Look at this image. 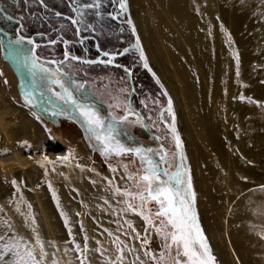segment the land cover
Returning a JSON list of instances; mask_svg holds the SVG:
<instances>
[{"label":"rangeland","instance_id":"obj_1","mask_svg":"<svg viewBox=\"0 0 264 264\" xmlns=\"http://www.w3.org/2000/svg\"><path fill=\"white\" fill-rule=\"evenodd\" d=\"M104 1L109 4L107 0H90L98 5L99 18L103 16L101 19L108 21L110 18ZM117 1L119 3L120 0ZM126 2L131 16L130 1ZM148 2L151 13H158L156 16L159 18L166 15L167 10L173 15L178 11L187 13L192 24L190 31L199 35L198 39L201 38L208 49L221 53L217 69L221 68L223 73L206 80L204 84L208 90V108L217 105L215 124L218 136L214 144L205 146V151H201V166L209 179L203 175L200 183L204 185L208 181V185L218 184L224 201L219 225L223 224L224 231L240 239L238 248L233 249L238 264H264V0ZM117 12L118 18L127 21L121 5ZM126 28L125 31L118 29L112 41L117 48L127 49L131 53L125 58L141 72L140 61L132 56L137 51L135 38L128 25ZM167 28L165 32L175 34L174 29ZM100 31L109 38V32L101 28ZM172 33L168 36L172 37ZM176 48L182 54V60L196 69L198 65L188 44L177 42ZM8 50L14 53L13 48L8 47ZM116 51L121 52L119 49ZM5 53L3 49L1 61L2 64H9L17 77L19 97L18 103L9 99L7 102L19 110H33L38 120L46 126L44 134L62 144L54 152L63 154L64 158L51 157L44 148L46 144L43 141L37 143L36 136L28 138L12 134L9 143L14 149H22L20 157L28 161V168L21 172L0 171V248L1 253L10 255L11 259L7 262L1 258L0 264H18L12 260L24 256L25 248L33 252L38 264H42V258L48 254L67 257L78 254L81 258L79 264H176L178 257L175 246L165 247L171 244L170 236L167 240L164 238L171 229L162 223L165 218L155 215L158 211L156 202L142 203L139 199L124 195L125 192L135 194L144 191L147 197V186L140 180L142 170L131 149L151 146L150 139L135 119L127 117L120 125L113 122L114 118L123 117L122 112L126 110L125 99L129 91L127 77L109 69L83 70L74 64H67L79 96L105 102L110 109L109 114L105 115L93 105L83 107L82 111L95 112L104 121V127L93 132L83 115L72 117L70 105L63 106L55 99L64 102L71 97L69 84L64 78L49 67L32 62V85L39 91L38 100L34 101L17 67L13 65L15 55L9 57ZM139 82L148 100L147 117L152 130L164 138L163 143L169 151L167 165L171 173L178 165V155L176 141L167 126L171 123L167 101L150 78L140 79ZM2 83L7 86L6 79H2ZM6 104L0 97V114L7 107ZM206 110L204 112L202 108L201 114H205ZM176 113L175 109L176 122H179ZM253 115L261 121L260 140L254 136L257 130L250 128ZM25 116L29 120L37 119L31 114L26 113ZM97 135L101 139L98 140ZM245 135L251 138L247 140ZM2 136L0 133V142ZM106 137L111 139L106 140ZM106 144H119L129 151L117 155L106 148ZM8 151L10 153L11 149L5 147L3 153L0 152L1 156H8ZM186 158L187 174L183 179H191L197 222L215 257V264H222L203 225L192 163L190 157ZM89 185L100 189L99 196ZM250 201L255 207L258 206V210L249 207ZM108 204H111L112 212L106 209ZM129 204L133 207L129 208ZM48 207L55 212V219L60 220L62 231L50 229L45 233L43 224L52 219L43 218L41 211ZM131 216L141 222L142 230ZM145 216L149 219L145 220ZM252 225L253 233L249 235L247 231ZM157 229L162 231L158 232ZM216 233H219L218 230ZM224 247L227 250L226 244ZM179 259L183 262L185 258L181 255ZM226 259H229L228 256Z\"/></svg>","mask_w":264,"mask_h":264},{"label":"bare ground","instance_id":"obj_2","mask_svg":"<svg viewBox=\"0 0 264 264\" xmlns=\"http://www.w3.org/2000/svg\"><path fill=\"white\" fill-rule=\"evenodd\" d=\"M129 1L131 17L142 41L150 65L154 68L168 89L174 102V110H177L179 116H177L179 119L177 125L184 143L185 152L187 153L186 156L190 157L189 160H191L192 163L199 195L200 213L206 233L222 264H238V258L234 255L233 249L238 248L239 238L237 239L236 235L232 232V234H230V232L224 231L223 224L219 225L224 201L222 194L219 192L220 190H218V184L211 183L208 185V181L204 185L200 183V179L202 180L203 175L209 179L207 174H205L206 170L201 166V162L203 161L201 151H205V146L214 144L218 136L215 124L217 105L215 108H213L212 105L208 108V90L206 86L204 87V84L206 80L209 81L212 77H218L223 73L221 68L219 70L217 69L220 64L221 53L218 50L212 51L208 49L203 41L200 40L201 38L198 39L197 36L199 35L193 34L190 31L192 24L187 13L178 11L173 15L166 9V15H160L159 18V16H156L158 13H151L148 0ZM167 27L174 29L175 34L168 31L172 33V37L168 36L169 33L165 32ZM177 42H183L184 45L188 44L190 53L194 55L198 65L196 69L187 61L182 60L181 57L183 56L178 48H176ZM197 42L200 43L198 44ZM220 49L222 50V48ZM1 59L2 44H0V97L5 104L8 99L13 100V103H18L19 97L16 89L18 79L10 65L2 64ZM2 79H6L7 86L2 83ZM6 106L2 114H0V133L3 135L2 141L0 142V152L3 153L5 147L11 149V152L9 153L8 151L9 155L6 157H2V153H0V171L7 170L12 172L13 170H17V172H21L26 171L25 169L28 168V161L20 157L22 149H14L11 143H9V141L12 140V134L15 133L18 134V137L21 135L28 138L36 136V142L39 143L43 141L46 144L44 148L49 151L51 157L59 160L64 158L63 154H56L54 152L56 149L61 148L62 144L59 140H56V138L54 140L50 138L48 134H44L46 126L42 121L40 122V120H38L33 110L29 108L19 110L8 102ZM202 108L203 111L204 109L208 110H206L207 112L203 115L200 112ZM26 113L29 115L31 114L32 117L37 119L29 120L25 116ZM251 121L250 128L253 130L255 128V130H257L258 133L255 132L256 135L254 136L260 140L262 138V133L260 131L261 121L255 115L252 116ZM245 137L247 140L251 138L248 135H245ZM90 189L94 190V193L99 196L98 190L100 189L92 186H90ZM226 191L228 192V190ZM217 192H219V194H217ZM252 201L248 203L249 207L254 208L253 210H258V206L255 207ZM110 205L111 204L106 205L108 211L112 210V206ZM41 212L43 218L52 219L51 221L47 220V222L43 224L45 233L50 232V229L62 231V224L59 219H55V212L53 209L48 207L45 208V211ZM51 216L54 217V220ZM131 217L138 223L140 230H142L141 222L136 217ZM216 230H218V234ZM252 233L253 225L247 231L249 235ZM224 244L229 247V250L228 247L227 250L225 249ZM1 249L2 248H0V255L2 254ZM2 255L0 259L5 258L7 262L11 260L10 255L4 256L5 253ZM225 255L228 256L229 259H226ZM19 259L14 258L12 261L18 263ZM41 261L42 264H79L81 258L78 254L69 257L63 256L62 254H48L46 257L42 258ZM86 264H88V262H86Z\"/></svg>","mask_w":264,"mask_h":264},{"label":"flooded vegetation","instance_id":"obj_3","mask_svg":"<svg viewBox=\"0 0 264 264\" xmlns=\"http://www.w3.org/2000/svg\"><path fill=\"white\" fill-rule=\"evenodd\" d=\"M107 1L109 4L104 2L107 4V15L110 19L107 18L108 21L105 19L103 21L101 19L103 16L99 18L98 7L90 0H0V44H2V50L6 51V56L15 55L16 58L12 59L13 65L17 67L23 78V83L34 101L38 100L37 93L39 91L32 85L34 79L32 62L49 67L66 80L71 91V101L68 99V102L65 99L63 102L58 98L55 99L60 101L63 106L70 105L72 117L80 115L85 106L93 105L97 109H101L105 115L109 114L110 109L105 102L79 96L74 89V79L67 68L68 63L83 70L99 68L124 74L129 87L125 99L126 110L122 112L123 117L114 118L113 122L120 125L126 121L127 117L133 118L139 123L146 137L150 139L151 146L140 149V154L135 151L138 148L131 149V154L144 175L147 164L141 158L142 156L151 159L154 164L160 166L161 159L160 163L158 160L161 156L166 157L168 163L169 151L163 143L164 138L152 130L153 127L147 117L148 100L144 91L140 89V79L146 77L151 79V77L143 69L137 51L132 56L137 57L140 61L141 72L137 71L125 58V55L131 53L127 49L117 48L116 43L112 41L117 30L125 31L127 25L133 35L128 24L127 9L122 8L127 16V21H124L118 18L117 12L121 0L119 3L117 0ZM88 5L93 6L88 7ZM100 28L109 32V38L101 34ZM8 47L13 48V54L10 52L11 50H8ZM118 49L121 52H117ZM85 61H94L95 63H86ZM108 61L114 64L102 63ZM121 66L125 69H122ZM80 117L82 118V116ZM167 126L170 125L167 124Z\"/></svg>","mask_w":264,"mask_h":264},{"label":"snow or ice","instance_id":"obj_4","mask_svg":"<svg viewBox=\"0 0 264 264\" xmlns=\"http://www.w3.org/2000/svg\"><path fill=\"white\" fill-rule=\"evenodd\" d=\"M92 6L93 5H88V7ZM125 7L126 0H121V8ZM73 23H75V21H73ZM141 57L144 58L142 52ZM108 62L111 63V61ZM147 66L145 59V67ZM61 87L63 86L61 85ZM65 91L67 90L65 89ZM70 98L69 96V99ZM241 99H243V97H241ZM169 112H171L170 100ZM81 115L86 118V122L91 126L93 132L104 127V121L97 113L84 110L81 112ZM172 132L177 147L179 148L181 144L179 136L175 134L176 130L174 126ZM96 138L98 140L101 139L99 135H97ZM105 139L110 140L111 137H106ZM105 146L111 151H115L117 155L129 151V149H125L119 144L115 146L106 144ZM135 151L137 154H140V149H135ZM141 158L145 160L147 164L144 170L145 174L140 177V180L147 186L145 189L147 197H145L144 191H138L135 194L125 192L124 195L139 199L142 203H147L149 201L156 202L158 211L155 215L165 218L162 223H165L166 226L171 229V231L164 236L165 240H167L169 236L171 237V244H166L165 247L171 248L175 246L178 257L176 259V264H215V257L211 254V249L197 222L194 210L195 193L192 191L191 179L190 177L187 181L183 179L184 175L187 174L186 170L181 171L183 165H178L177 171L175 172L169 173L165 171L162 174L158 164H154L153 161L147 159V157L142 156ZM164 158V156H161V160H164ZM181 159H183V157H181ZM162 175L167 177V179H162ZM128 206L129 208L133 207L131 204ZM144 219L148 220L149 217L145 216ZM149 222L151 223V221ZM157 231L160 232L162 230L157 229ZM37 242L39 243V241ZM17 255L19 256V252H17ZM181 255L185 258L183 262L179 259ZM18 264H38V262L35 260L33 252L25 248L24 256H20Z\"/></svg>","mask_w":264,"mask_h":264},{"label":"water","instance_id":"obj_5","mask_svg":"<svg viewBox=\"0 0 264 264\" xmlns=\"http://www.w3.org/2000/svg\"><path fill=\"white\" fill-rule=\"evenodd\" d=\"M125 8L127 9V14H128V24L131 27L133 35H134V38H135V48L137 49L138 55H139L140 60L142 62L143 69H145V71L149 74V76L151 77L153 82L156 84V86L160 89L162 94L165 96L166 101H167V109H168V111H169V100L171 101V112H169V114L171 115V123H170V128L169 129L172 132V128L174 126L175 130H176L175 134L179 136V140H180L181 146L179 148L177 147L178 165H181V164L183 165V168L181 169V171H184V170L187 171V167H186L187 166L186 152H185L184 143H183V140H182V137H181V134H180L177 122H176V115L174 114V102H173V99H172L168 89L166 88L165 84L163 83L162 79L160 78V76L157 74V72L154 70V68L150 65V62H149L148 57L146 55V52H145V50L143 48L142 41H141V39L139 37L138 31L136 29V26H135L131 16L128 13L127 2H126V7ZM141 52L143 53V57L144 58L141 57ZM145 59H146L147 65H148L147 67H145ZM85 62L86 63H88V62L89 63H95L94 61H85ZM102 63H107L109 65H113L114 64L113 62H111V63L102 62ZM121 68L125 69V67H123V66H121ZM172 134H173V132H172ZM176 146H177V144H176ZM181 157H183V159H181ZM167 164H168L167 163V158L165 157L164 160H161V163H160V166H159V170H160V172L162 174L165 171L169 172V168H168ZM177 166H176V169L173 172L177 171ZM162 177L164 179H167V177H164L163 175H162Z\"/></svg>","mask_w":264,"mask_h":264}]
</instances>
